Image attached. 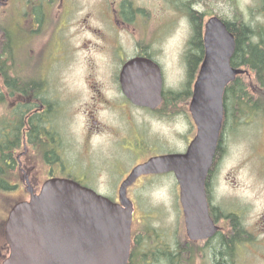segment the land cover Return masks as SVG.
I'll return each mask as SVG.
<instances>
[{
	"label": "flooded vegetation",
	"instance_id": "flooded-vegetation-1",
	"mask_svg": "<svg viewBox=\"0 0 264 264\" xmlns=\"http://www.w3.org/2000/svg\"><path fill=\"white\" fill-rule=\"evenodd\" d=\"M213 1L215 8L210 9ZM254 1L260 5L255 6L256 15L264 16V0ZM185 5L183 11L176 0H0V175L5 182L0 181V192L18 197L16 204L39 194L50 179L66 178L88 187L86 177L74 172L75 164H66L74 148L66 128L77 117L83 120L87 142L80 154L90 167L111 165L109 149L133 146L128 140L134 134L145 138L144 116L170 124L186 117L195 134L190 131L180 152L149 154L142 149L134 167L161 156L187 155L197 133L190 113L192 95L164 90L168 71L160 59V42L183 21L202 40L198 70L204 59V28L214 20L217 28L224 25L234 37L230 67L240 73L223 92L222 121L204 196L194 200V210L192 199H187L184 214L173 171L139 176L126 195L142 178L174 179L183 231L182 244L166 252L169 264H264V61L256 64L237 51L232 31L242 23L238 0H190ZM250 32L257 41L245 49L264 52V26L253 25ZM189 53L182 60L186 75ZM159 77L158 105L155 98L139 100L156 94L139 93L138 88L127 93L122 87L127 83L133 90V85L154 84ZM64 83L85 85L87 96H61L57 86ZM106 116L115 124L106 122ZM105 139L106 150L100 152ZM4 144L8 150L2 149ZM134 167L119 182L115 203H120V185Z\"/></svg>",
	"mask_w": 264,
	"mask_h": 264
},
{
	"label": "water",
	"instance_id": "water-1",
	"mask_svg": "<svg viewBox=\"0 0 264 264\" xmlns=\"http://www.w3.org/2000/svg\"><path fill=\"white\" fill-rule=\"evenodd\" d=\"M204 59L190 104L197 127L187 155H166L136 166L120 188V204L69 179L45 182L38 195L10 210L4 226L8 256L2 264H127L132 204L126 188L140 175L173 171L180 186V203L203 197V183L211 165L222 121V96L226 85L240 73L230 67L235 49L233 35L214 20L205 25ZM127 93L156 94L140 97V103H160L161 80L137 87L123 83ZM154 107V106H151ZM190 157L187 160V156ZM187 189L192 193L187 194ZM194 230V226H192Z\"/></svg>",
	"mask_w": 264,
	"mask_h": 264
},
{
	"label": "rangeland",
	"instance_id": "rangeland-1",
	"mask_svg": "<svg viewBox=\"0 0 264 264\" xmlns=\"http://www.w3.org/2000/svg\"><path fill=\"white\" fill-rule=\"evenodd\" d=\"M189 1L176 0V6L184 11L185 4ZM253 2L255 1L238 0L239 15L241 14L240 21L250 27L256 24L264 26V16L256 15V7L260 5H254ZM261 3L262 0H260ZM209 8H215L214 1L209 3ZM222 8L226 12L229 6L224 2ZM166 15L167 13L164 12V16ZM163 37L160 42V49L165 52H161L160 59L165 63L168 71L163 88L166 92L180 94L181 96L188 92L185 97L189 96L192 92L196 72L191 77L190 73L186 75L182 60L187 50H189L190 41L194 40L195 36L183 21H179L176 24L174 34H166ZM252 41L256 43L257 39H252ZM51 88L54 89L53 86ZM57 91L60 92L61 96H71L72 94L87 96L86 86L79 83L58 85ZM185 97L177 102V107L183 105ZM137 121L140 125V118H137ZM174 121L173 124H170L163 120H154L144 116L142 123L145 138H136L134 134L128 140L133 141V146L127 145V148L123 146L124 148L114 147L109 149L110 153L113 154L111 160H109L111 165L96 163L91 164L90 167L88 160L80 154L81 151H86L87 144L83 138L84 123L81 118H74L72 124L66 128L70 132L69 136L74 143V148L68 156V163L66 161V164H75L74 172L78 176L83 175L86 177L89 188L93 187L101 195L114 202L119 182L128 168L126 174L134 167L135 164L132 163L141 154L142 149L147 148L150 151L149 154H155L159 151L164 153L168 150L180 152L184 149L186 136L190 134V131L192 137L194 136L195 126L192 120L190 124L187 118L182 116V119L175 118ZM106 122L115 124V119L112 116H106ZM105 141L106 139L103 145L99 146L102 147L100 152L106 150ZM95 144L97 145L96 142ZM146 155L144 154V156ZM91 168L94 169V173H92ZM2 179L3 175H0V181ZM174 184H176L174 179L168 175L142 178L128 191L127 197L134 201L130 264H169L171 262L168 261L169 257L166 252L172 249L173 244H182V216L178 217L180 207ZM17 199L16 196H8L0 192V264L3 261L2 258L8 254V248L3 237L4 224L9 210Z\"/></svg>",
	"mask_w": 264,
	"mask_h": 264
},
{
	"label": "trees",
	"instance_id": "trees-1",
	"mask_svg": "<svg viewBox=\"0 0 264 264\" xmlns=\"http://www.w3.org/2000/svg\"><path fill=\"white\" fill-rule=\"evenodd\" d=\"M241 23V21H240ZM232 33L235 35L236 38V46H237V51L241 54V56L243 57V55H247V57L252 60L253 62H255L256 64H260L261 62L263 63L264 61V52H261L259 50H257V48H250L251 50H246L245 47L246 46H250L251 44H254V42L252 41L251 37H252V33L250 32V27L247 25H243L242 23L240 24V26L235 29V31H232ZM202 40L199 34L196 35L195 39L191 40L189 43V60H190V77L193 73L196 72L197 70V65L200 61V53H201V49H202ZM241 47L243 49V51H240L238 48ZM192 48V50H191ZM236 51V52H237ZM196 54H195V53ZM2 149H7V145L4 144V146L2 147ZM6 158V155H4ZM2 167V164H1ZM2 185L5 184L4 181H2ZM169 261V260H168Z\"/></svg>",
	"mask_w": 264,
	"mask_h": 264
}]
</instances>
